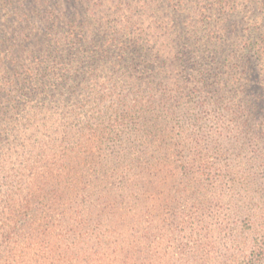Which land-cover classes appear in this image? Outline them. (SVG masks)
I'll return each mask as SVG.
<instances>
[{
  "label": "rangeland",
  "instance_id": "rangeland-1",
  "mask_svg": "<svg viewBox=\"0 0 264 264\" xmlns=\"http://www.w3.org/2000/svg\"><path fill=\"white\" fill-rule=\"evenodd\" d=\"M128 39L163 66L121 61ZM66 69L86 80L61 90L74 94L63 109L21 96L29 74ZM132 89L143 126L115 172L99 98ZM0 103V264H264V0H0ZM75 104L81 120H43ZM99 162L114 177L93 181ZM127 184L144 201L127 198L123 214L79 203Z\"/></svg>",
  "mask_w": 264,
  "mask_h": 264
},
{
  "label": "trees",
  "instance_id": "trees-1",
  "mask_svg": "<svg viewBox=\"0 0 264 264\" xmlns=\"http://www.w3.org/2000/svg\"><path fill=\"white\" fill-rule=\"evenodd\" d=\"M73 36L75 35V38H79V42L80 44L84 47L85 45V36H84V32L82 30H80V28H78L76 26V29L74 30V32L72 33ZM72 44H74V41H72ZM120 45L124 46V43H121ZM119 50L122 51V60L121 61H131L132 59H128L131 55H135L136 57H145V56H149V58H153V62L155 61H162V66L164 64V61L162 59H160V54L161 51L157 48H155V46L153 48L150 47H144L139 45L138 42L136 41H132L130 39H128L127 41V45H125L124 48H119ZM154 51H156V53L152 54ZM184 56V55H183ZM124 57V58H123ZM133 61V60H132ZM140 64V63H138ZM156 63L152 64V71L154 69ZM73 70V69H71ZM69 69H66L65 71H63L62 73H50L48 72L47 75L49 74L51 77L48 78H44V76H42V78L39 79H35L36 77H34L31 74H29L26 78L21 80L22 86L25 88L27 87L26 91L21 93V96H28V98H32V97H39V100L42 101L43 106H46L45 110H50L51 106H56V107H61V109L64 108L65 106V102L68 100L72 99V96L74 94H67L66 98H62V93L61 90L63 88L67 87H71L73 83L80 81L83 82L84 80H86V72H84V69H80L78 71H72ZM135 74L132 75L131 79H132V84L138 83L140 81H142V74L139 73V69L134 71ZM139 75V76H136ZM147 76V75H146ZM156 76V75H155ZM150 79V78H149ZM151 81V80H150ZM208 82L210 84H213V79H208ZM207 83V80H198V84L199 85H204ZM218 83V82H217ZM130 84V83H129ZM220 84V83H218ZM130 87H134L131 84L129 85L128 88ZM53 91L58 94L57 98H55V94H53ZM198 91V88L195 87V92ZM131 94L137 95V93L134 91V89H132V91L130 93H128V95H126L125 97H123L122 95L118 94L117 96H115L114 99H111L110 103H109V99H102V97L99 98V106H103V111L100 110L97 111V113L101 114L102 117L105 116V123L106 126L102 129H100V135L102 138H104V142L107 143L109 146H111L110 148L111 150V154H113L112 161L105 162V164L103 165V168L107 169L108 164L109 167L111 166H115L116 164H113L116 160L119 161H130V155L133 154L134 152V145L136 144V142L138 141V138H140V126H143L141 124H138V122L136 121V117L134 116V111H138L137 109H132L134 106H129L127 107V104H129L131 102V100L129 99V96ZM11 98V96H9ZM127 99H129L130 101L127 102ZM69 102V101H68ZM88 103V102H86ZM3 103H0V111H1V105ZM70 106V105H68ZM80 107H78L76 104L75 105H71V108L69 109V111H67L66 115H60L59 118H53L47 115H43V120L48 123L49 121H52L53 123H59L58 125L62 126L63 124H67L68 122L71 121H75L76 119L80 118V115L77 113L78 109ZM39 109H43L42 106H40ZM53 109H51L52 111ZM1 113V112H0ZM98 117V116H97ZM32 120H36V115L35 113H31L27 119L28 124L30 125V130H32V128L34 127V125L31 123ZM91 118L86 117L84 119V122H90ZM152 127L156 124L154 123V119L152 118ZM103 124V123H102ZM130 125V128H128L127 126ZM128 128V129H127ZM147 131V129H146ZM64 132H68V130H65ZM151 130L148 129V133H150ZM130 134V136H129ZM146 134V133H144ZM56 140L55 139H50L49 142L46 143V147L49 145H55ZM89 144H87V147L91 144V141L88 142ZM131 146V147H130ZM91 150L87 149V153L91 156H93L94 158L97 156L94 153H90ZM143 154V153H142ZM101 155H99L100 157ZM30 159H33L32 156H30ZM113 162V163H112ZM120 164V163H119ZM100 166V162L97 164V166ZM32 165L29 166V168H31ZM99 166L98 169L94 170V174H97V176L94 177L95 182H99L101 183L100 177L104 178V179H108L109 177H114L113 174H110L109 177L105 176L107 174L106 170L105 171H99ZM120 167L119 165H116L114 167V171L116 172L117 168ZM184 171L187 170V168H183ZM15 182L21 184L22 183V179L19 176H15ZM92 181V182H93ZM136 183V182H135ZM141 185L143 184L142 182L140 183ZM129 184L126 185V187H122L119 191L118 194L116 195V197H114V200H109V198L107 199V197H109V195L107 193H104L100 190V187H90V191L89 192V188L85 189V194L80 197V201L79 203L82 206H86L89 205L91 206L88 210L91 214V216L93 215H97V217H101L104 212L106 210H108L107 206H109L110 210H111V215L114 214L115 216H117V214L120 212V214L124 212V210L122 209L123 206L126 204V200L127 198L130 199H138L139 201H144L142 200L140 197L133 196L132 194H124V191L121 190H125V189H129L131 190V188L133 187H127ZM132 185H135L134 183ZM11 186V185H10ZM143 188V187H142ZM138 190H142L139 189ZM7 197L5 198V200H8L9 198H11L13 196V191H7ZM12 200V199H11ZM26 203H28V198L25 199ZM98 201H101L100 203H98ZM264 243V242H263ZM264 250V249H261ZM260 258V257H259ZM253 260V259H252ZM249 262H252L251 259L245 262V264H249ZM231 264H234L233 261L231 262Z\"/></svg>",
  "mask_w": 264,
  "mask_h": 264
}]
</instances>
